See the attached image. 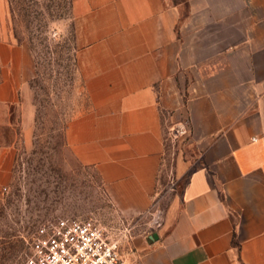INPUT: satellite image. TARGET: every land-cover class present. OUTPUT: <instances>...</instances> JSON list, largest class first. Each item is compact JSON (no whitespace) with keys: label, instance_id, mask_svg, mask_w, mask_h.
Segmentation results:
<instances>
[{"label":"crops","instance_id":"obj_1","mask_svg":"<svg viewBox=\"0 0 264 264\" xmlns=\"http://www.w3.org/2000/svg\"><path fill=\"white\" fill-rule=\"evenodd\" d=\"M70 11L87 106L66 147L128 216L176 193L121 259L264 264V0H71ZM33 74L30 53L0 39V194L34 128ZM166 129L185 146L167 186Z\"/></svg>","mask_w":264,"mask_h":264},{"label":"rangeland","instance_id":"obj_2","mask_svg":"<svg viewBox=\"0 0 264 264\" xmlns=\"http://www.w3.org/2000/svg\"><path fill=\"white\" fill-rule=\"evenodd\" d=\"M70 1L25 0L34 5L28 15L13 13L9 0H0V39L25 48L33 59L36 110L32 135L18 142L10 181L0 194V264H21L35 231L58 219L94 220L123 257L134 236L157 229L155 221L176 194L164 196L155 210L128 216L111 202L96 173L79 166L66 147L68 121L87 106L75 65ZM165 133L162 180L167 186L174 156L185 146Z\"/></svg>","mask_w":264,"mask_h":264},{"label":"built area","instance_id":"obj_3","mask_svg":"<svg viewBox=\"0 0 264 264\" xmlns=\"http://www.w3.org/2000/svg\"><path fill=\"white\" fill-rule=\"evenodd\" d=\"M158 220V219H157ZM155 221L157 228L160 221ZM21 264H126L117 245L92 219H58L41 225Z\"/></svg>","mask_w":264,"mask_h":264},{"label":"trees","instance_id":"obj_4","mask_svg":"<svg viewBox=\"0 0 264 264\" xmlns=\"http://www.w3.org/2000/svg\"><path fill=\"white\" fill-rule=\"evenodd\" d=\"M29 1V0H28ZM10 6L12 8V12L14 13L15 10H18L19 12L23 13H29L33 14V3L29 4L30 2H25V0H9ZM75 65L77 66L76 59H75Z\"/></svg>","mask_w":264,"mask_h":264},{"label":"water","instance_id":"obj_5","mask_svg":"<svg viewBox=\"0 0 264 264\" xmlns=\"http://www.w3.org/2000/svg\"><path fill=\"white\" fill-rule=\"evenodd\" d=\"M153 239H155V237H154V236H151V237L148 238L147 241H148V242H151Z\"/></svg>","mask_w":264,"mask_h":264}]
</instances>
